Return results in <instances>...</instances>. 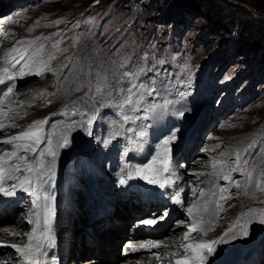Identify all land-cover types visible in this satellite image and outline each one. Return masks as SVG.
I'll return each instance as SVG.
<instances>
[{
  "label": "rangeland",
  "instance_id": "rangeland-1",
  "mask_svg": "<svg viewBox=\"0 0 264 264\" xmlns=\"http://www.w3.org/2000/svg\"><path fill=\"white\" fill-rule=\"evenodd\" d=\"M173 1L0 0V22L9 27L0 40V49L6 48L0 62L11 46L31 44L35 37L27 35L44 29L53 46H66L62 64L38 75L34 69L22 67L14 72L11 84L26 92L45 83L55 98L53 111L69 113V117L59 113L55 118L61 117L70 133L81 129V135L75 132L70 137L74 155L82 148L81 137L93 136L79 152H92L102 171L80 175L83 186L99 188L98 199L105 192L110 195L112 184L128 181L116 174L123 159L134 164L122 175L142 176L144 171L134 170L136 165L145 167L164 155L174 164L184 165L187 175L195 180L199 178L190 168L200 165L208 183L225 192L226 207L234 212L243 210L242 218L256 220L248 234L255 238L237 243L235 250L244 245L231 264L254 260L260 253L264 257L260 245L264 243V0ZM21 25L23 29L17 31ZM243 26L260 44L246 41ZM19 54L14 53L8 61L22 56ZM3 109L10 110L11 105L0 106ZM166 120L171 122L166 132L157 134V124ZM68 157L69 153L62 161L68 162ZM197 157L203 162L191 163ZM144 182L150 189V181ZM139 187L135 188L137 197ZM21 200L18 198L15 206L22 207ZM131 203L138 206L139 202L133 198ZM120 206L130 212L125 202ZM154 208L148 206V214ZM84 210L77 208L90 219V211L86 217ZM13 213L8 209L10 218L0 226H14ZM136 214L132 210L130 217L140 219ZM1 237V242L17 243V239ZM124 249L121 246L120 252ZM9 254L4 251L0 256Z\"/></svg>",
  "mask_w": 264,
  "mask_h": 264
},
{
  "label": "bare ground",
  "instance_id": "bare-ground-1",
  "mask_svg": "<svg viewBox=\"0 0 264 264\" xmlns=\"http://www.w3.org/2000/svg\"><path fill=\"white\" fill-rule=\"evenodd\" d=\"M21 27L22 25L17 31L22 30ZM7 29L8 25L0 22V40L5 38ZM27 36L35 37V41L11 46L12 50L0 62V93L6 90L3 96L0 95V106L11 105L10 110H0V222L10 218L7 215V210L10 209L14 211L11 220L15 224L0 226V236L17 239V243L0 241V253L10 252L7 256H0V264L7 261L12 264H56L58 261L61 264H231L232 259L238 255L239 248L244 245L235 250L237 243L252 236L255 238V234H248L256 220L251 216L242 218L243 210L234 212L229 206L226 207L223 201L225 192L221 187L208 183L209 179L205 178L206 174L202 175L200 165L190 168L191 174H197L199 178L195 180L194 176L187 175L184 165H176L164 155L162 160H151L145 167L136 165L134 170L138 168L141 172L144 171V175L135 173L139 176L135 177V174L122 175L124 172L128 173L130 166L134 164L123 159L120 163L121 171L116 174L128 178V181L125 180V184H112L110 195L105 200L107 202L96 207L100 189L87 190L80 178L85 173L102 171L100 162L95 161L92 152H79L92 142L93 136L84 139L81 137L79 144L82 148L74 155L70 137L75 132L80 134L81 129L76 131V128L70 133L68 125L61 124L63 119L55 118L59 113H65L69 117V113L64 109L55 110L60 107L59 104L54 106L56 113L53 111L55 98L53 94L49 95L45 83L28 88L30 90L27 89L26 92L11 84L14 72L21 71L22 67L34 69L38 75L62 64L65 45L56 43L53 46V42L50 43L51 35L44 29H35L33 34ZM5 50L4 47L0 49V57ZM16 52L22 56L9 62L8 59ZM170 123V120H166L157 124L156 133L162 134ZM230 142L235 141L231 139ZM70 144L72 148L69 147ZM50 151L56 152V156H52ZM68 153L69 161L63 162L62 157ZM202 162L200 157L191 161L197 164ZM142 179L150 181V189ZM9 180L12 182L4 186L3 183ZM138 184L140 191L137 197L135 188ZM157 185L158 187H154ZM167 194L173 197L172 202L166 198ZM179 195L184 196V204L180 206L177 203ZM20 197L22 207H17L15 202ZM133 198L138 200V206L131 203ZM163 201L168 202L164 212L167 210L166 212L173 214L168 219L167 227L161 229L159 235L156 232L151 238L144 240L141 237L148 236V232L142 226H137L135 234L138 238L133 243L141 245L142 249L131 253L129 249L133 243L128 244L127 235L122 230L129 224L131 211L148 213L146 208L154 206L152 212L158 211L155 219L160 221L164 212L159 213V203ZM123 202L130 212L122 209L120 205ZM10 204L12 206L7 208ZM107 204L112 206V210L105 209L104 205ZM77 208L90 211V219L81 215ZM18 209L20 211L16 214ZM115 220H119L117 225L114 224ZM260 245L263 249L264 243L261 242ZM121 246L126 248L120 252ZM87 252L92 256L84 258L83 256L88 255ZM150 253L151 256L148 257ZM261 256L260 253L258 258L251 261L245 259L240 264H264V257Z\"/></svg>",
  "mask_w": 264,
  "mask_h": 264
},
{
  "label": "trees",
  "instance_id": "trees-1",
  "mask_svg": "<svg viewBox=\"0 0 264 264\" xmlns=\"http://www.w3.org/2000/svg\"><path fill=\"white\" fill-rule=\"evenodd\" d=\"M176 1H177V3L179 2H182V3H184V2H186L187 0H175V1H173L174 3H176ZM248 28V27H247ZM247 28H246V26H243V31H245V33H246V41L247 40H254L253 41V43H257V44H260V41L257 39V36H255V38L254 37H251V31H248L247 30ZM251 30V29H250Z\"/></svg>",
  "mask_w": 264,
  "mask_h": 264
}]
</instances>
